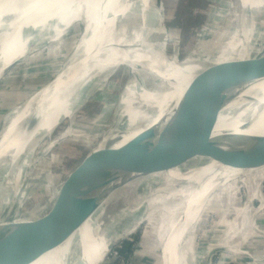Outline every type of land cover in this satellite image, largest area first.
<instances>
[{
    "label": "bare ground",
    "instance_id": "6f19581e",
    "mask_svg": "<svg viewBox=\"0 0 264 264\" xmlns=\"http://www.w3.org/2000/svg\"><path fill=\"white\" fill-rule=\"evenodd\" d=\"M237 2L243 12L241 30L235 29L206 63L249 57L254 52V40L264 34L259 33L264 29V0ZM160 22L158 0H0L1 79L39 45L57 42L76 24L83 25L66 63L33 97L14 109L0 129V195L4 205L22 197L20 189L35 146L66 120L67 129L50 144L65 138L76 127L78 109L94 91L104 87L116 67L125 65L133 77L143 80L132 77L127 84V95L119 100L115 114L127 117L126 128L104 141V146L108 142V146L119 148L172 114L191 77L206 63L192 61L200 46L182 60L167 57L163 47L152 39L153 33L159 37L162 33ZM162 84L167 88L162 90ZM149 108L152 113L145 112ZM163 143L169 148L161 162L163 171L146 179L136 160L117 169L114 175L124 177L101 188L98 193L105 200L97 210L65 242L33 264H103L112 246L139 225L149 201L161 203L163 196L178 197L181 203L178 213L171 215L167 227L162 228V258H158V264H188L192 241L188 234L200 212L207 210L205 202L214 191L229 187L235 180L253 186L255 178L264 177V78L240 90L212 124L182 138H165ZM194 153L213 158L200 166L204 155ZM140 182L137 193L124 200V207L102 224L106 202L128 189L132 191ZM151 206L153 214V203ZM162 217L169 219V215ZM125 222L129 225L123 227ZM148 238L146 231L140 254L148 250L153 253V247L145 245Z\"/></svg>",
    "mask_w": 264,
    "mask_h": 264
},
{
    "label": "rangeland",
    "instance_id": "374dc122",
    "mask_svg": "<svg viewBox=\"0 0 264 264\" xmlns=\"http://www.w3.org/2000/svg\"><path fill=\"white\" fill-rule=\"evenodd\" d=\"M223 2L224 0H158L162 33L160 37L159 34L153 33V41L158 47H163L165 55L169 58L182 60L198 48L197 46H200L202 51L210 33L213 32L211 30H214L213 27L217 24L216 16ZM82 26L81 23L76 24L57 42L39 45L3 74V78H0V129L7 122V116L52 80L66 63ZM234 31L218 33L211 40V47L216 50L224 45ZM55 43L57 45H54ZM258 44L264 46V37ZM201 51H195L192 61L204 59L208 55V52L207 55H200ZM133 75L125 65L116 67L109 74L104 87L94 91L81 109H78L75 116L76 127L68 132L65 138L50 144L65 132L66 120L49 136L40 140L39 145L32 151L29 170H26L22 182L20 192L23 198L18 201L13 199L11 205L6 206L2 203L0 195V221L26 219L34 211L42 214L46 212L54 190L79 159L101 143L104 137L116 135L123 130V125L117 126L119 115L115 114L118 112L119 100L127 95L125 88L131 84ZM133 78L139 80L141 77ZM153 86L155 85L151 88ZM166 87V84H162L160 88ZM193 155H204L200 166L206 165L208 158H213L205 153ZM2 176L0 174V180ZM258 179L255 178L253 186H248L245 180H235L222 190V184V188H219L221 190L214 191L211 198H208L205 202L207 210L200 212L188 234L192 239L187 256L188 264H264V177ZM136 193L137 189L126 190L111 197V200H118L106 207V214L100 218V222L105 223L109 216L124 207V200ZM151 203L154 205L153 214ZM180 203L181 199L178 197L163 196L161 203L151 199L139 225L126 238L118 240L112 246L103 264H158V258H162V242H159L162 228L167 227L171 215L178 213L177 206ZM164 215H169V219L164 220ZM149 217H152V220ZM128 225L125 222L123 227ZM146 231L150 238L145 240V245L147 248L153 247L154 250L153 253L148 250L140 254L142 237ZM224 241H227L228 245L223 244Z\"/></svg>",
    "mask_w": 264,
    "mask_h": 264
},
{
    "label": "water",
    "instance_id": "95a60500",
    "mask_svg": "<svg viewBox=\"0 0 264 264\" xmlns=\"http://www.w3.org/2000/svg\"><path fill=\"white\" fill-rule=\"evenodd\" d=\"M227 3L231 5L226 10ZM242 14L237 0H224L217 14V24L212 26L214 30H211L213 32L200 52L202 56L207 52L208 55L193 62L206 63L207 58L214 54L211 40L218 33L241 30ZM263 37L264 34L254 40V52L247 58L206 63L191 77L174 111L163 123L144 129L119 148L108 146L111 144L108 142L104 146V141L113 139L126 128L127 117H118L117 126L123 125V130L104 137L101 143L79 159L54 190L46 212L34 211L26 219L0 221V264H33L43 254L65 242L105 200L98 192L106 182L116 181L123 176L114 175L117 169L136 160L141 163L140 173L146 179L163 171L165 168L161 162L164 154L169 152L167 144L163 143L165 138H182L212 124L217 120L221 108L240 90L264 78V46L258 44ZM149 109H145V112ZM149 113H152V109ZM195 116H199L196 121L193 119ZM140 184L135 185V189ZM117 200L110 198L105 206Z\"/></svg>",
    "mask_w": 264,
    "mask_h": 264
}]
</instances>
